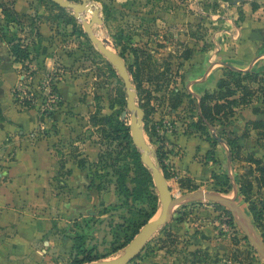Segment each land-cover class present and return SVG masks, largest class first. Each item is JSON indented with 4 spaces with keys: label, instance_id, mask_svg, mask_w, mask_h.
Listing matches in <instances>:
<instances>
[{
    "label": "rangeland",
    "instance_id": "obj_1",
    "mask_svg": "<svg viewBox=\"0 0 264 264\" xmlns=\"http://www.w3.org/2000/svg\"><path fill=\"white\" fill-rule=\"evenodd\" d=\"M72 1L79 2L80 0ZM89 1L99 7L102 17V22L94 25L97 36L105 40L107 45L112 46L111 48L116 52L123 54L127 66L132 67L138 74L140 87H137L138 82L133 84L137 102L144 104L147 100L150 101L146 108L149 110L150 124L155 127L158 141L152 143L146 132L145 138L153 147L154 153L157 147H160L164 152L167 131L169 133L177 132V130L190 131L192 122L198 120L197 104L200 97L197 98L189 92L188 86L193 74L190 73V69H187L191 63L187 64L186 60L196 52L199 64L200 58L215 53L217 50L215 47H217L219 49L216 51L218 60L228 61L231 58L230 51L235 50L234 48L241 43V37L235 26V22L241 20V17L238 20L234 19L235 16L229 12L228 4L231 2H225L228 0ZM1 6L9 7L12 14L3 13ZM66 10L61 12L48 0H0V37L17 38L23 35L24 37L21 38L28 39L29 45L32 47L34 44L36 45L34 40L39 38L37 30L43 23V28L50 34L48 45L51 50H48L49 53L58 54L60 51L66 50V53L71 57L69 67L58 62L59 67L42 74L36 82L30 78L31 70H25L17 84L19 86L14 92L16 90L26 91L28 95L22 93L24 96L22 99L15 94V100L23 108H28L30 104L24 105L23 101L30 98L31 101L28 100V102H31L32 106L38 108L42 113L43 108H51V105L47 106L43 78L53 74L57 87V82L68 75L81 80V100L86 103V108H88V111L85 112L86 115L66 112L68 116H74L79 122H82L86 116L89 117L97 112L102 116L110 114L116 117L120 116L122 120L121 115L127 110L126 105L119 103V90L122 87L125 90L122 78L118 73L116 76L111 73L108 59L93 43L91 45L83 36L74 32L73 21L69 15H73L74 11ZM25 11L27 13H20ZM205 11L208 13L207 16H205ZM84 16L87 21L91 20V14L85 13ZM258 19L264 20V12ZM77 24L83 28L80 19H77ZM219 29L222 31H217ZM50 31L51 33H49ZM224 51H228V53H224ZM188 54L190 56L187 58ZM223 69L225 70V67ZM214 89H210V92ZM57 92L60 103L58 108L53 107L56 109L54 115L62 109L63 105L58 87ZM178 92L185 95L184 103L177 112H173L170 104ZM251 105L264 108V100L258 95L248 106ZM130 120L131 112L128 111L124 121L129 124ZM55 127L56 125L46 127L41 130V134L45 137ZM221 129L222 127L217 123V128L210 130L214 134V131L220 133ZM74 131V135L66 138L65 144L61 141L60 148L58 147L55 151L64 154L69 144L73 143L72 147H77L78 154L88 160L87 167L90 174L97 183H104L105 189L100 191L94 189L87 194L89 200L93 195L95 196V209L91 214L80 215L74 219L75 229L71 236L84 235L87 239V246L92 248L91 251L98 257H104L99 260H114L123 254L125 247L132 241L120 248V245L127 239L125 237L127 231L129 232L127 236H131L138 227L142 228L147 223H144V215L139 214L137 210L143 204L147 208L148 204L128 202L125 195L118 194L115 190L114 179L111 178V175L108 178L97 177L98 173L102 174L97 164L98 155L102 149H106L101 145L103 139L98 128L82 123L80 130ZM255 153L246 149L243 154L246 156ZM153 157L157 160L156 154ZM261 159L264 164V158ZM238 165L243 167L242 169H245L248 174L254 173V165L247 162H241ZM56 179L58 187H64L67 184L65 176ZM168 183L173 195L181 196L176 182L170 179ZM128 184L130 188L133 187L130 180ZM210 188L209 186L199 190L209 191ZM261 196L254 194L252 199L259 200ZM231 197L234 196L230 195L227 198L231 199ZM231 200H234L243 211L249 206L242 197ZM187 204L189 205H184L185 207L178 204L173 208L169 213L168 223L165 225L167 227L163 226L157 231L132 264H142L148 259L154 260L155 264H193V261L200 264H264V256L261 253L260 243L255 232L235 208L232 210L234 214L228 209L232 218L223 211L220 212L223 220L227 222L228 230L220 229L219 231L225 236H230L233 245L231 253L224 256H209L202 252L191 258L187 246L189 240L184 235L188 231L185 224L193 220L194 217L193 210L190 208L191 202ZM222 206L227 208L226 205ZM179 218H184L186 222L181 223ZM230 220H232V224L229 223ZM128 225H130V230H127ZM254 227L258 235L261 236L260 230L256 226ZM115 249L118 250L115 251Z\"/></svg>",
    "mask_w": 264,
    "mask_h": 264
},
{
    "label": "crops",
    "instance_id": "obj_2",
    "mask_svg": "<svg viewBox=\"0 0 264 264\" xmlns=\"http://www.w3.org/2000/svg\"><path fill=\"white\" fill-rule=\"evenodd\" d=\"M229 1L233 4H228L231 15L235 16V20L241 17L235 22L241 43L230 51L231 58L225 62L218 60L217 47L210 56H201L199 64L196 52L186 60L187 64L191 63L187 69L193 74L188 89L197 98L216 88L224 67L264 72V20L258 19L264 12V0L225 2ZM204 13L207 16V11ZM217 31L221 32L222 29ZM37 33L39 38L34 40L36 45L32 47L28 39H22L23 44L33 50L31 59L25 63L15 61L9 44L0 37V264H70L75 255L73 238L76 234L71 236L75 229L73 221L80 215L91 214L95 209V196L89 200L87 194L94 189L100 191L98 185L105 189V184L97 183L90 174L88 160L78 154L77 147H72L73 143L69 144L64 154L55 151L60 148L61 141L65 144L66 138L74 135V130H80L82 123L93 126L90 116L79 122L76 117L66 114L86 115L88 111L86 103L81 100L80 79L66 75L57 82L63 105L50 118L45 117L38 108H23L15 100L14 90L19 86L17 84L25 70L35 72L36 82L42 74L59 67L58 62L70 66L71 57L66 50L58 54L49 53L50 34L43 28V23ZM261 120L264 121V108L261 106L238 108L231 129L234 134L229 133V136L238 140L243 153L247 149L256 152V157L264 158L258 131L250 129L247 136L244 135L248 122ZM54 125L56 127L47 136L41 134V130ZM210 129L213 127L210 126ZM214 132L213 135L217 137V131ZM164 144V161L173 174L171 180L178 185L180 195L210 186L209 192L234 196L231 199L240 197L236 178L248 172L238 164L246 161L233 160L223 138H219L215 145L213 160H207V153L212 149L210 141L199 133L167 131ZM80 161L84 162L83 166ZM213 173L227 174L231 178L232 189L229 193L215 190L217 186ZM249 175L254 179V174ZM64 176L67 184L58 187L56 178ZM183 181L198 188L190 191L181 184ZM189 202L194 219L185 224L188 231L184 237L189 240L187 246L191 258L202 252L209 256L229 255L233 250L230 236L219 231L228 230L227 222L223 220L215 202L192 199L181 203L182 207L189 205ZM180 222L186 220L183 218ZM142 264L155 263L148 259ZM193 264L200 263L193 261Z\"/></svg>",
    "mask_w": 264,
    "mask_h": 264
},
{
    "label": "trees",
    "instance_id": "obj_3",
    "mask_svg": "<svg viewBox=\"0 0 264 264\" xmlns=\"http://www.w3.org/2000/svg\"><path fill=\"white\" fill-rule=\"evenodd\" d=\"M48 1L61 12L67 11L65 8L58 6L52 1ZM1 7L3 13L6 15L12 14L9 7ZM15 12H13V14L17 13ZM69 15H71L70 17L73 21L74 32L83 36L87 42L91 44L90 39L84 32L83 28L79 27L77 24V19L72 14ZM3 39L9 44L10 53L16 62L25 63L27 60L29 61L31 59L33 50L29 45L23 44L21 37L4 38L3 36ZM121 55L124 57L123 54ZM189 56L190 55L188 54L187 58ZM109 67L111 73L116 76V70L111 64H109ZM128 69L133 79V84H136L138 82V74L132 67H128ZM30 74L34 76L35 72L31 71ZM137 87H140L139 82ZM54 89H57V87L55 86ZM258 95L264 100V72L258 73L251 70L243 71L226 67L216 88L212 92L206 91L198 100V120L192 122V129L189 133H199L210 141L212 149L207 153V160L214 159L212 155L214 154L215 145L219 138H223L231 150L233 160L246 161L250 165L255 166L253 173L254 179H252L249 174L243 173L238 175L236 180L238 183L239 196L249 205L245 212L253 225L260 230V235L264 241V164L262 159L256 157L254 154L244 156L242 146L239 145L238 140L229 136V133L234 134L231 129L237 109L250 105ZM119 96V103L125 106L126 93L123 87L119 90ZM184 97V94L178 92L176 97L171 100L170 107L173 112H177L183 105ZM26 103L30 104L29 107H33L31 102L26 101ZM149 104L150 101L147 100L144 104H140V106L145 110V132L150 141L156 143V141H158L156 139L157 133L154 125L150 124V113L148 108H146ZM52 115H54V113H52L51 116ZM90 122L94 127L100 130L103 139L101 145L106 147V149H102L98 155L99 159L97 164L99 170H101L100 172H102V174L98 173V177L101 176L103 178H108L111 175V178L114 179L113 184L115 185L117 193L125 195L128 202L147 203V208L144 206L145 204H143V207H139L137 212L144 215V223L148 222L158 211L159 196L156 191L152 172L143 164L141 160V152L132 140L129 124L126 121L121 120L120 116L116 117L113 114L102 116L97 112L91 114ZM217 123L222 129L220 133H217L218 136L216 137L211 133L210 126L216 128ZM250 129L258 131V135L262 140L261 146L264 148V121L248 122L247 128L244 132L245 136H247ZM156 158L165 177L167 180H170L173 177V174L170 172L168 165L164 161L165 152L161 151L160 147L156 148ZM79 163L81 166L84 165L83 161H80ZM213 178L215 185L217 186L215 190L222 193H229L231 191V178L227 174L213 173ZM129 180L133 184L132 188H130L128 184ZM181 184L184 187H187L190 191L198 188L197 185L185 181L181 182ZM98 189L102 190V187L98 185ZM254 194L262 196L259 200H253L252 196ZM215 206L218 210L223 211V213L232 218V214L224 206L217 203H215ZM182 219L183 218H179L180 221ZM229 223L232 224V220H230ZM140 228L141 226L138 227L131 236H127L129 235V232L127 231L125 236L127 239L120 245V248L125 247L138 233ZM127 230H130V225L127 226ZM73 240L75 255L70 264H84L86 262L104 258L96 256V254L91 251L92 248L90 249L87 246V239L84 235L76 234ZM118 249H115V251ZM133 260L129 264H132Z\"/></svg>",
    "mask_w": 264,
    "mask_h": 264
},
{
    "label": "water",
    "instance_id": "obj_4",
    "mask_svg": "<svg viewBox=\"0 0 264 264\" xmlns=\"http://www.w3.org/2000/svg\"><path fill=\"white\" fill-rule=\"evenodd\" d=\"M50 1L62 8L72 9L74 11V16L82 21L83 30L87 34L91 43H93V45L96 46V48L108 59L109 63L122 78L126 92L127 110L122 113L121 118L122 120H125L126 116L128 115V111L131 112V120L129 123L131 137L134 144L141 152V160L143 164L147 166L152 172V177L158 191L160 202L159 209L155 216L140 229L138 234L125 247V250L121 256L114 260L104 259L86 262L84 264H129L133 259L139 256V254L144 250L148 242L157 233V231H159L168 223L169 213L173 210V208L178 204L192 199H204L221 205H226L231 211L233 208H235L255 232L260 243L261 253L264 256V242L261 236L258 235L246 212L243 211L234 200L228 199L226 196L220 193L201 190L186 193L179 197H175L173 195L167 178L153 157L155 154L154 149L145 138V110L137 102L136 91L134 89L132 77L126 61L120 53L110 48L106 41L97 36L94 31V25L102 22V17L99 13V7L89 0H80L79 2H73L72 0ZM85 13L91 14L90 21L86 20L84 16Z\"/></svg>",
    "mask_w": 264,
    "mask_h": 264
},
{
    "label": "built area",
    "instance_id": "obj_5",
    "mask_svg": "<svg viewBox=\"0 0 264 264\" xmlns=\"http://www.w3.org/2000/svg\"><path fill=\"white\" fill-rule=\"evenodd\" d=\"M30 78H31V80L32 79L34 80L33 75H31ZM55 84H56V82H55V78H54L53 74H52V76L47 75L43 78V86H44V89L46 91V96H47V98H46L47 106L51 105V108H43L42 114L46 117L48 116L49 118L52 117V116H49V114L54 113L56 110L53 107L56 106L58 108L59 103H60V97H59V94L57 92V89H54L56 86ZM16 92L18 93L17 95L20 96L22 99H24V96L22 93H24L25 95H28L26 91L21 92V90L20 91L16 90ZM28 100L31 101L30 98ZM28 100L25 99L23 101V104L24 105L27 104L26 101H28Z\"/></svg>",
    "mask_w": 264,
    "mask_h": 264
},
{
    "label": "bare ground",
    "instance_id": "obj_6",
    "mask_svg": "<svg viewBox=\"0 0 264 264\" xmlns=\"http://www.w3.org/2000/svg\"><path fill=\"white\" fill-rule=\"evenodd\" d=\"M109 45V44H108ZM109 47L111 48L112 46L109 45ZM113 49V48H112Z\"/></svg>",
    "mask_w": 264,
    "mask_h": 264
}]
</instances>
